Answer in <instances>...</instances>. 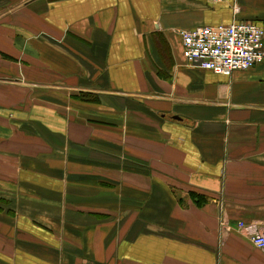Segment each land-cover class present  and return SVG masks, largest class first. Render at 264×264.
<instances>
[{
    "label": "crops",
    "instance_id": "crops-1",
    "mask_svg": "<svg viewBox=\"0 0 264 264\" xmlns=\"http://www.w3.org/2000/svg\"><path fill=\"white\" fill-rule=\"evenodd\" d=\"M234 21L264 0H0V264H264V61L179 35Z\"/></svg>",
    "mask_w": 264,
    "mask_h": 264
},
{
    "label": "built area",
    "instance_id": "built-area-1",
    "mask_svg": "<svg viewBox=\"0 0 264 264\" xmlns=\"http://www.w3.org/2000/svg\"><path fill=\"white\" fill-rule=\"evenodd\" d=\"M179 35L186 62L216 74L244 71L264 61V30L252 21L200 26L180 30ZM238 226L244 227L242 223ZM250 238L264 253V231L256 232Z\"/></svg>",
    "mask_w": 264,
    "mask_h": 264
},
{
    "label": "rangeland",
    "instance_id": "rangeland-1",
    "mask_svg": "<svg viewBox=\"0 0 264 264\" xmlns=\"http://www.w3.org/2000/svg\"><path fill=\"white\" fill-rule=\"evenodd\" d=\"M2 112V111H1ZM9 119H12V116L9 117ZM14 119V117H13ZM3 120H6L7 121V116H2L0 115V123L2 122L3 123ZM8 122V121H7ZM4 124V123H3ZM26 127H24L23 125L22 126H15V125H12V126H9L8 128H6L7 132L13 136V143L15 144H18V142H20V139L22 137V132L24 130H28V129H25ZM15 130V136H14V133L13 131Z\"/></svg>",
    "mask_w": 264,
    "mask_h": 264
},
{
    "label": "trees",
    "instance_id": "trees-1",
    "mask_svg": "<svg viewBox=\"0 0 264 264\" xmlns=\"http://www.w3.org/2000/svg\"><path fill=\"white\" fill-rule=\"evenodd\" d=\"M190 196H191V199L194 201V203L197 205H201L204 203V201H206V198L204 197V195H200L195 192H191Z\"/></svg>",
    "mask_w": 264,
    "mask_h": 264
}]
</instances>
